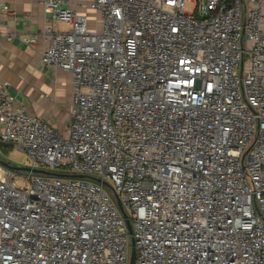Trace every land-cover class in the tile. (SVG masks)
<instances>
[{
    "label": "built area",
    "instance_id": "1",
    "mask_svg": "<svg viewBox=\"0 0 264 264\" xmlns=\"http://www.w3.org/2000/svg\"><path fill=\"white\" fill-rule=\"evenodd\" d=\"M39 4L70 125L0 80V144L55 174L0 167V264H264V0Z\"/></svg>",
    "mask_w": 264,
    "mask_h": 264
},
{
    "label": "crops",
    "instance_id": "2",
    "mask_svg": "<svg viewBox=\"0 0 264 264\" xmlns=\"http://www.w3.org/2000/svg\"><path fill=\"white\" fill-rule=\"evenodd\" d=\"M44 26L39 0H0V80L9 83V95L24 112L65 135L70 125L71 76L42 66L41 54L48 45L40 35ZM33 37L35 44L28 46Z\"/></svg>",
    "mask_w": 264,
    "mask_h": 264
},
{
    "label": "rangeland",
    "instance_id": "3",
    "mask_svg": "<svg viewBox=\"0 0 264 264\" xmlns=\"http://www.w3.org/2000/svg\"><path fill=\"white\" fill-rule=\"evenodd\" d=\"M191 8V4L187 3L185 10L186 12H188ZM58 28L61 31H66L68 29L67 26L65 25H59ZM0 160H3L7 163H9L12 166H16L19 168H30V163L27 160V158L25 157V155L20 152L19 150H17L16 148H12V150L7 153L3 147L0 146ZM2 168V167H1ZM3 170H5L4 168H2ZM10 172V171H9ZM29 175V173L26 172H21V173H11L12 178H14L15 183L18 187H23L24 186V180L23 178L27 177ZM105 191L107 192V194L113 198V194L112 192L108 189L105 188ZM131 242L129 241L128 244V248H127V257L129 258L130 253H131Z\"/></svg>",
    "mask_w": 264,
    "mask_h": 264
},
{
    "label": "water",
    "instance_id": "4",
    "mask_svg": "<svg viewBox=\"0 0 264 264\" xmlns=\"http://www.w3.org/2000/svg\"><path fill=\"white\" fill-rule=\"evenodd\" d=\"M199 19H205V16H198ZM0 167L4 168L6 171H10V172H14V173H21V172H26V173H33V174H40V175H55V174H51V173H48L44 170H37V169H32V168H19V167H16V166H12L10 165L9 163L3 161V160H0ZM78 178H85V176H77ZM90 180H93V181H96V182H99V180H96V179H93V178H90V177H86ZM116 201H117V205L120 209V212L125 220V224H126V227H127V230H128V233L131 234V227H130V223L128 221V218L126 216V214L124 213L122 207H121V204L120 202L118 201V199L116 198ZM133 244V242H132ZM128 264H135V255H134V251L133 249L131 250V253H130V257H129V263Z\"/></svg>",
    "mask_w": 264,
    "mask_h": 264
},
{
    "label": "trees",
    "instance_id": "5",
    "mask_svg": "<svg viewBox=\"0 0 264 264\" xmlns=\"http://www.w3.org/2000/svg\"><path fill=\"white\" fill-rule=\"evenodd\" d=\"M0 146L3 147L4 150H5L7 153H9V152L12 150V148H11L10 146L2 145V144H0Z\"/></svg>",
    "mask_w": 264,
    "mask_h": 264
}]
</instances>
